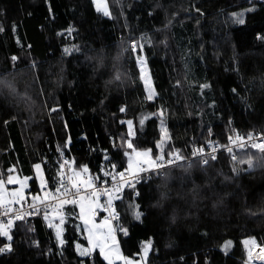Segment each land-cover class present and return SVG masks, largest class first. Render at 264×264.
I'll use <instances>...</instances> for the list:
<instances>
[{
    "label": "trees",
    "instance_id": "obj_1",
    "mask_svg": "<svg viewBox=\"0 0 264 264\" xmlns=\"http://www.w3.org/2000/svg\"><path fill=\"white\" fill-rule=\"evenodd\" d=\"M108 1L110 17L92 0H0V179L30 178L13 204L38 196L37 164L54 191L63 159L70 174L87 167L94 181L109 180L127 168L128 140L161 155L163 121V154L186 161L143 179L138 196L119 193L122 254L136 257L151 241L147 264H244L245 240L264 246V153L238 149L234 161L222 151L204 164L193 151L264 134V1ZM138 40L153 99L130 48ZM249 157L251 167L239 162ZM77 209L57 210L62 245L43 211L15 222L10 241L0 236V248H12L0 264H108L98 250L79 255Z\"/></svg>",
    "mask_w": 264,
    "mask_h": 264
},
{
    "label": "snow or ice",
    "instance_id": "obj_2",
    "mask_svg": "<svg viewBox=\"0 0 264 264\" xmlns=\"http://www.w3.org/2000/svg\"><path fill=\"white\" fill-rule=\"evenodd\" d=\"M97 8L98 10H103L104 15H109V11L106 5H104L102 3V0H97ZM236 22L238 23H244V20L242 18V14L240 16L236 17ZM138 47L137 44H133L132 45V49L133 51L136 50V48ZM67 51V50H66ZM16 58L13 57V60H15ZM138 63L141 65V73H142V77H143V73H144V67H143V60L139 59ZM154 93L150 92L149 93V99H152ZM121 111H123V109H121ZM128 127H129V135H132V121H128ZM141 124H143V120H141ZM161 130H162V140H161V144L158 145V147L161 148V155H157L155 157H153L150 154V151H144V152H140V151H136V149L134 148V146L132 145L131 142H128V148L133 150L134 153V158L133 156H129V161H128V168H127V172L129 175H131L133 177V180L136 183H139L141 176V173L144 172H149V171H157L159 169H162L166 166H171L173 164H176L180 161H182L184 159L183 156H181V154L179 152H172L168 154V158H165V155L163 154V148H162V143H163V136L166 135V129L163 126V121L161 122ZM229 141L230 144L239 148V149H246V148H252L255 150H258L261 153H264V137H258V136H254L252 133H249L247 135V138L245 139V137L240 136L239 134H237V136L235 137V139H233L232 137H229ZM211 145V142H209ZM213 152L216 151V147L213 146L212 148ZM230 153L232 152V147H228L227 149ZM125 155H129L128 153H125ZM205 155V151L203 148L200 149H195L193 151V156H204ZM212 159H215L216 157L214 155L211 156ZM233 160H236V156H233ZM204 164L208 163L207 159H203L202 161ZM241 163H247L250 167L252 165V158L249 157L247 160H242L239 161ZM68 161H65V164H67ZM36 170L37 172L40 171V165L37 164L36 166ZM63 167V165L61 166ZM115 168V166H113ZM11 171V170H10ZM84 172H88V168L84 167L83 168ZM109 173L105 172V175H108ZM76 176H79V173L75 174ZM119 176L121 177V179H124L125 177V173L121 172L119 173ZM70 180L72 178H69ZM113 179L115 180V177H113ZM17 182L12 176L8 177V183H15ZM20 185H21V191L13 193V198H8L5 194V190H4V181L2 179H0V209H3V213L5 215H7L8 213L12 212L13 209L11 207H7L8 204L11 203H15L18 202L19 199L22 198V189L26 186V182L25 181H19ZM79 183H83L85 185L86 188H90L93 186V181L91 179L87 180V181H79ZM41 186L44 187V182H41ZM125 185L123 184H117L114 185L112 188H106L104 191L106 194H108V201H107V207L112 208L113 207V199H114V193H118ZM129 186L134 187V184H132L131 182H129ZM61 187H64L63 181H61ZM73 188H77V183L73 182ZM57 191L59 192V189H57ZM71 191L70 189L64 187V193L63 195H70ZM46 195H48L46 193ZM93 196L96 195L95 192L92 193ZM76 196H80V192L77 188V191L75 193V195L73 196V199L69 200H64L63 203H73L76 204L77 203V199ZM115 198H119V197H115ZM34 200L39 199V197H33ZM89 197L88 195H84L82 197H80V212H81V219L84 220L85 225H87L89 223V220L86 218V208H85V204L83 203V201L88 200ZM98 199V197H97ZM93 203H95V201H93ZM90 210V206L89 209ZM37 211H39L37 209ZM28 215H31V213H27ZM25 213H18L15 217V219H23ZM135 218L139 219L140 218V213L136 212L134 213ZM47 219V217H45ZM112 219H117V216L115 215V213L113 212L112 215ZM61 224L64 222L63 219H61ZM14 220L13 219H8L6 222H0V236L3 237H7V239L10 241L12 239V236L9 234V230L11 229V227L13 226ZM49 227H52V224L49 223ZM96 225H93V228H95ZM89 231V239H90V243L92 242V236H93V232L92 230H88ZM60 233L61 230L58 228L57 230V239L60 241L61 244H63V240L60 239ZM125 234H127V231L125 230ZM100 237L97 242L93 245V247H99L101 254L104 256V258L106 260L109 261V264H112L111 259L109 258V255L105 252V244L107 243V239H112L114 241L115 237L113 236V228L109 227L108 232L107 233H101ZM231 242H227L225 244V249L230 245ZM245 244V246L248 245H252L253 247H256V241L255 240H245L243 242ZM151 246V241H148L147 244L144 245L143 247V251L145 253V255L147 254V251L149 250ZM79 248V245L77 246ZM11 245H6L5 247L0 248V252H4V251H11ZM88 249H84L80 251V255L84 256L88 254ZM261 253H264V248L260 249ZM116 252L118 253V249H116ZM249 258L251 259V249H249ZM119 259L125 260V264H133L132 261L127 260V258L123 257V256H119Z\"/></svg>",
    "mask_w": 264,
    "mask_h": 264
},
{
    "label": "rangeland",
    "instance_id": "obj_3",
    "mask_svg": "<svg viewBox=\"0 0 264 264\" xmlns=\"http://www.w3.org/2000/svg\"><path fill=\"white\" fill-rule=\"evenodd\" d=\"M92 1H93L94 5H95L96 9L98 10V8H97V0H92ZM102 3L107 6L108 11L110 13L107 16L110 17L111 16V10H110L109 1L108 0H102ZM98 11L104 15L102 9L98 10ZM133 44H137L138 45V47L136 48L135 51H133V49H132V45ZM139 46L142 47V41L141 40L131 41L130 42V48L132 49V51L135 54L134 57H135V62H136L139 78L141 79V81L143 83L145 92L147 94V98L149 97V93L153 92L154 93V95L152 97V99H153L155 97V95H156V91H155V88H154V84H153V81H152V77H151L148 65H147L146 60H145V56L139 52ZM120 51L122 52V46L120 47ZM139 59L143 60V67H144L143 77H142V73H141V65L138 63ZM163 126L166 129L164 124H163ZM160 128H161V123H160ZM163 138H165V139L167 138V130H166V135L163 136ZM128 142H130V141L128 140L126 142L127 146H128ZM136 151H139V150H136ZM148 151H150V150H148ZM160 151H161V148H160ZM140 152H144V151H140ZM150 154L152 155L151 151H150ZM129 156H133V158H134L133 150L131 151ZM236 159H237V154H236ZM128 161H129V158H128ZM35 166H34L35 175L39 179V184H41L42 179L45 176L42 173L41 166H40V171L39 172H37ZM127 168H128V162H127ZM127 168H126V170H127ZM59 170H60V167H59ZM82 172H84V171L83 170L81 172L73 171L72 174H71V176L73 178V181L76 182L77 180H80L81 179L80 175L82 174ZM76 173H79L80 175L76 176L75 175ZM12 177L17 182H15V183H8L7 182L6 183L5 179L4 178L2 179L4 181V190H5L6 196L8 198H11V197H13V193L21 191V185H20L19 181H25L26 182V186L22 189V193H23L22 198H25V196H26L25 193H26V191L29 188L28 184H29L30 178L27 177V176H23V175L19 174L18 172L13 174ZM9 193L10 194L12 193L11 196H10ZM13 199H15V198H13ZM93 201H95V203H93ZM80 202L81 201L76 203L77 208H78L77 209L78 210L77 228H78L79 232L81 233L82 237L85 238L86 246H83V245H80V244L76 245V249H77L79 255H80V251L84 250V249H88L89 250L87 255L91 254V252H93L94 250H98L100 252L99 247H93V245L97 242V240L99 238H101L100 234L101 233H107L109 227H111V228H113V236L115 237V239H114V241L112 239H110V238L107 239V243L105 244V252L109 255V258L111 259L112 264H116V263L125 264V260L119 259V256H123V257H125V256L122 254V252L120 250V247H119V244H118V241H117V235H116L117 232H116V228L114 226V223L109 218V215L105 214L103 212V210L101 209V204H100L99 200L96 197H93L91 199L83 201V203L85 204V208H86V218L89 220V223L87 225H85L84 220L81 219ZM11 204H13V203H11ZM18 204H23V203H18ZM69 204L70 203H64L62 206H66V205H69ZM62 206L60 205L57 209L52 210L51 212H48L45 215V217H47V219L45 218L47 224L48 225H49V223L52 224L51 228L54 231V235H55L56 240H57L59 245H62V244L57 239V230H58V228L61 230L60 239H62L64 241V237H63L64 231H65L64 223L66 221V217L63 214V212L62 211H57ZM89 206H90V210H88ZM61 219H63V221H64L62 224L60 222ZM93 225H96V227L93 228ZM89 229L92 230V232H93L92 242L91 243H90V239H89V231H88ZM249 240H253V239H249ZM147 243L148 242H145L143 244L141 252L136 257H133V258L125 257V258H127V260H129V261H132L133 264H147V259H148V255H149L150 248H151V246H150L149 250L147 251V254L145 255V253L143 251V247ZM78 245H79V248L77 247ZM256 245H257L256 247H253L252 245L246 246V248H247V250H246V259H245L244 264H255V263L252 262V255H254L261 248H264L263 246H260L257 243H256ZM229 246H231V243H230ZM116 249H118V253L116 252ZM249 249H251V259L249 258ZM100 254H101V252H100ZM87 255H84V256H87ZM80 256H82V255H80ZM101 256L109 264V261L106 260L102 254H101Z\"/></svg>",
    "mask_w": 264,
    "mask_h": 264
},
{
    "label": "built area",
    "instance_id": "obj_4",
    "mask_svg": "<svg viewBox=\"0 0 264 264\" xmlns=\"http://www.w3.org/2000/svg\"><path fill=\"white\" fill-rule=\"evenodd\" d=\"M261 1H264V0H261ZM252 134L254 136H258V137H264V134H254V133H252ZM244 137L246 139L247 135ZM213 146L216 147L215 152H213V150H212ZM228 147H232V149H233L231 152L232 157L234 155L236 156V153H237L239 148L231 145L230 141L228 140V142L226 144H222L220 142H214V141L211 142V145H210V143H207L206 145L200 147V148L204 149L205 155L204 156H195V157L199 158L201 160L211 158L212 155H214L216 157L222 151H228L227 150ZM200 148H197V149H200ZM165 158L167 159L168 156ZM65 161L66 160L63 159L60 163L59 176L61 178V181H63L64 187L70 189V191H71L70 195H63L64 187H60L59 192L52 190V188L48 185L46 179L43 178L42 181L44 182V187H42L41 184H39V186H38V196L37 197H39V199L30 200L29 202H26L24 204H9V205H7V207H11L13 209V211L8 213L7 215H5L3 213V209H0V222H6L8 219L11 218L14 220V223H15L17 221L23 220L24 218L32 217V216L36 215L39 211H43L44 213L51 212L52 210L57 209L60 205L62 206L64 204L63 203L64 200L70 201L71 199H73V196L75 195L77 188H78V190L80 192V196H76L77 202L80 201V197H82L86 194L88 195L89 199H91L93 197H96V198L98 197V200L101 204V209L103 210V212L105 214L109 215V218L114 223L115 221H117L120 218V214L116 210L117 198H115V197H118V195L121 191L130 190V191L134 192V196H138V186L143 181V179H147L148 177H151L153 175L158 176L159 174H162L165 169L172 167V166H175V165H178L182 162H185L186 160L183 159L182 161H180L176 164H173L171 166H166V167L159 169L157 171H149V172L141 173L140 174L141 179H140L139 183H136L133 180V177L131 175H129L126 170H121V171L117 172L113 176V177H115V180L112 177L111 179L104 180L100 183L94 181L88 172H82V174L80 175L81 179L76 181L77 188H73V182H75V181H73L71 174L68 172V170L66 168ZM62 165H63V167H61ZM121 172L125 173L124 179H121V177L119 176V173H121ZM69 178H72V179L70 180ZM89 179H91L93 181V186L90 188H86L83 183H79V181H81V180L87 181ZM129 182L134 184V187L129 186ZM117 184H123L125 186L118 193H114L113 207L109 208V207H107L108 194H106L104 190L106 188H112L114 185H117ZM93 192L96 193L95 196L92 195ZM46 193L48 195H46ZM70 204H72V203H70ZM37 209L39 211H37ZM20 212L25 213L23 219H15L16 215ZM113 212L117 216V219H112ZM27 213H31V215H28ZM252 262L255 264H264V253H261V251L258 250L254 255H252Z\"/></svg>",
    "mask_w": 264,
    "mask_h": 264
}]
</instances>
